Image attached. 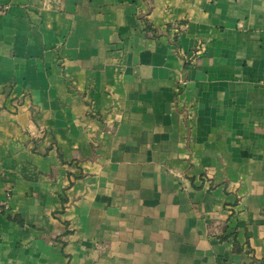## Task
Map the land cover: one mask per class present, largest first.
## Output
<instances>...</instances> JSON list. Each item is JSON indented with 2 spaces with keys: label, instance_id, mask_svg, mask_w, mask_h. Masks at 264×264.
<instances>
[{
  "label": "crops",
  "instance_id": "obj_1",
  "mask_svg": "<svg viewBox=\"0 0 264 264\" xmlns=\"http://www.w3.org/2000/svg\"><path fill=\"white\" fill-rule=\"evenodd\" d=\"M0 264H264V0H0Z\"/></svg>",
  "mask_w": 264,
  "mask_h": 264
},
{
  "label": "built area",
  "instance_id": "obj_2",
  "mask_svg": "<svg viewBox=\"0 0 264 264\" xmlns=\"http://www.w3.org/2000/svg\"><path fill=\"white\" fill-rule=\"evenodd\" d=\"M6 6L0 7V15L4 12ZM11 193L9 190L5 192L3 198L0 199V214L6 212L10 207Z\"/></svg>",
  "mask_w": 264,
  "mask_h": 264
}]
</instances>
